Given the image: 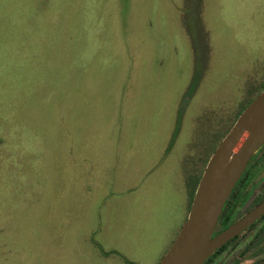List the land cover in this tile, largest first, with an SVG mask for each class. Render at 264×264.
<instances>
[{
	"label": "rangeland",
	"instance_id": "1",
	"mask_svg": "<svg viewBox=\"0 0 264 264\" xmlns=\"http://www.w3.org/2000/svg\"><path fill=\"white\" fill-rule=\"evenodd\" d=\"M263 90L264 0H0V264H158Z\"/></svg>",
	"mask_w": 264,
	"mask_h": 264
},
{
	"label": "water",
	"instance_id": "2",
	"mask_svg": "<svg viewBox=\"0 0 264 264\" xmlns=\"http://www.w3.org/2000/svg\"><path fill=\"white\" fill-rule=\"evenodd\" d=\"M264 90L243 110L217 147L197 185L189 215L158 264H204L218 249L264 216V200L214 235L235 187L264 145Z\"/></svg>",
	"mask_w": 264,
	"mask_h": 264
},
{
	"label": "flooded vegetation",
	"instance_id": "3",
	"mask_svg": "<svg viewBox=\"0 0 264 264\" xmlns=\"http://www.w3.org/2000/svg\"><path fill=\"white\" fill-rule=\"evenodd\" d=\"M247 186H248V184L245 185V183H243V181H242V182H240L238 184V188H237L236 191L238 192L240 190L243 193L244 189ZM262 197H261L262 199L261 200L260 199L257 200L256 203L253 205V207L248 209L246 213L251 211L257 204H259L262 200H264V195ZM239 198H240V204H241V203H243V201H245L248 198V196L244 200V198H242V194H241V195H239ZM237 208H238V206H237ZM234 214L232 216H229V220L230 221L228 223H226V225H225L226 221L223 224H220V220H221L222 216L220 217V220L218 222V225H217V228H216V230L214 232V235L219 233V232H221L222 230L226 229L227 227H229L231 224L234 223L233 221H231L233 216H234ZM222 215H223V213H222ZM263 221H264V216L262 218L258 219L253 225H251L249 228H247L244 232H242L241 234H239L238 236H236L235 238L230 240L223 247L218 249L204 264H223V260L219 261V258L221 257L222 253L227 249V247H230L231 243H233V242H235V244L232 247V251H237L239 249L238 247H240L241 244H243V243L245 244V246L242 248L240 253L236 256V259L231 263V264H240L241 261L245 260L248 257V254L250 252L249 249L251 247V244L256 243V242L259 243L261 241V239H264V223H263ZM260 225H262V226H260ZM253 229L255 231L250 234V237L247 239V242L244 239L240 240V238L244 234H247V232L252 231Z\"/></svg>",
	"mask_w": 264,
	"mask_h": 264
},
{
	"label": "trees",
	"instance_id": "4",
	"mask_svg": "<svg viewBox=\"0 0 264 264\" xmlns=\"http://www.w3.org/2000/svg\"><path fill=\"white\" fill-rule=\"evenodd\" d=\"M236 122V121H235ZM258 153H256L253 157H252V160L251 162L249 163L248 165V168L247 170L245 171V173L242 175L240 181L238 182V184L240 182L243 181V183H245V185L249 184L250 181L252 180L253 178V175L257 172V171H260L262 165L264 164L262 161H263V156L262 158H260L258 155ZM209 161V160H208ZM238 184L237 186L235 187L230 199L227 201L226 205H225V208H224V212H223V215L221 217V220H220V224H223L226 219L229 217V216H232L236 209H237V206H239L240 204V198H239V195L242 194V198H244V200L247 198L248 193L246 194H243L242 191H236L237 188H238ZM198 185V184H197ZM197 188V187H196ZM195 191L196 189L194 190V194H195ZM263 198V197H262ZM261 198V199H262ZM260 199V200H261ZM264 240V239H261V241ZM264 251V248L262 249Z\"/></svg>",
	"mask_w": 264,
	"mask_h": 264
},
{
	"label": "bare ground",
	"instance_id": "5",
	"mask_svg": "<svg viewBox=\"0 0 264 264\" xmlns=\"http://www.w3.org/2000/svg\"><path fill=\"white\" fill-rule=\"evenodd\" d=\"M262 143H264V141Z\"/></svg>",
	"mask_w": 264,
	"mask_h": 264
}]
</instances>
